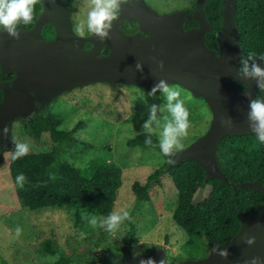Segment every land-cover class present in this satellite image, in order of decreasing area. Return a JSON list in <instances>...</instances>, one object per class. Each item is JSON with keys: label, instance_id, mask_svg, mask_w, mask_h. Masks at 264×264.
Listing matches in <instances>:
<instances>
[{"label": "water", "instance_id": "1", "mask_svg": "<svg viewBox=\"0 0 264 264\" xmlns=\"http://www.w3.org/2000/svg\"><path fill=\"white\" fill-rule=\"evenodd\" d=\"M204 1L197 0L198 10L193 17L198 25L188 28L184 27V10L158 15L138 2H133L131 7L122 5L110 38L100 42L95 36H89L91 45L85 47V38L77 37L73 30L71 10L65 2L44 0L43 13L32 27H21L19 39L0 31L1 71L15 74L10 82L0 81L3 92L0 130L13 117L31 112L32 93L44 100L61 91L98 82L138 85L150 92L164 79L202 97L212 114L209 129L179 152L177 162L193 159L209 176L226 179L217 164L220 140L227 134L253 133L247 121L249 98L244 94L245 88H239L236 83L244 87L247 84L253 97L257 87L254 80H244L236 71L243 57L234 21L236 0H221V26L216 32L218 51L209 49L204 41L210 30L203 10ZM128 18L137 22L141 33L125 35L121 32L120 20ZM46 23L54 27L52 38L43 36ZM107 46L108 52L103 54ZM158 60L164 61L163 70L158 68ZM137 61L142 64V72L135 69ZM222 117L231 118L232 126H221ZM241 186L264 194V186L257 181H245ZM245 233L255 236L253 245L241 240ZM215 246L227 248L228 258L212 253ZM253 256L264 258V202L256 214L241 215L240 229L230 240L219 245L211 242L209 252L201 258L170 262L162 250H157L153 256L139 253L124 258L121 264H140L147 258H152L155 264H243Z\"/></svg>", "mask_w": 264, "mask_h": 264}, {"label": "rangeland", "instance_id": "2", "mask_svg": "<svg viewBox=\"0 0 264 264\" xmlns=\"http://www.w3.org/2000/svg\"><path fill=\"white\" fill-rule=\"evenodd\" d=\"M63 1L71 10L74 30L81 20H86L89 0ZM43 2L44 0L41 4ZM133 2L140 3L158 15L170 14L176 10H184L186 15L189 13L187 8L191 6V0ZM197 10L196 0L189 15L194 16ZM129 20L133 19L120 20L121 32L125 35L141 33L138 24L133 32L126 31ZM90 45L88 37H85V47ZM170 85L182 89L181 98L190 113L188 134L182 140L187 147L209 129L211 110L202 97L194 96L180 85ZM81 87L61 91L44 100L37 99L32 93L31 112L13 117L3 128L7 131L0 133V258L6 264H52L55 257L41 249L42 241L50 238L56 250L69 254L74 264H121L124 258H120L119 254L130 223H133L136 242L131 245L133 254L126 258L139 253L153 256L155 251L162 250L170 262L179 254L180 257L175 262L183 260L181 246L186 240V234L172 219L177 190L169 175L161 177V183L152 188L147 201L137 199L131 190L133 181L143 183L147 175L164 162L162 153L157 149L126 145L129 138L143 132L141 126L148 117L149 107L152 104L163 106L164 97L159 91L154 96H149V92L143 87L132 84L109 85L98 82ZM47 111L61 119L63 128L72 127L78 119L84 121V127L76 132L78 141L59 146L60 158L79 167H85L91 158H100L120 167L121 184L114 211L126 210L131 219L125 220L117 229L109 231L105 227L92 226L89 222L91 217L99 220L104 218L97 213L74 225L73 208L43 207L30 210L19 206L8 172L9 159L14 152L13 141L28 143L30 151L50 148L52 143L47 135L38 141L29 137L30 117ZM157 115L163 123L168 113L165 110ZM159 131L157 128L154 135L158 137ZM83 141L94 147L84 146ZM178 159L179 153L175 157L176 162ZM207 192L208 188L200 193L198 191L197 199L204 198ZM79 212L86 214L82 207ZM17 227L22 230L19 236L16 235Z\"/></svg>", "mask_w": 264, "mask_h": 264}, {"label": "trees", "instance_id": "3", "mask_svg": "<svg viewBox=\"0 0 264 264\" xmlns=\"http://www.w3.org/2000/svg\"><path fill=\"white\" fill-rule=\"evenodd\" d=\"M195 5L196 0H191V6L187 9L191 11ZM220 8L221 0L204 1L203 10L210 25L204 41L213 51H218L216 32L221 26ZM41 9L42 4L36 6L38 14ZM129 21L126 31L131 33L137 29V23ZM234 21L239 30L243 57L247 58L250 51L257 55L264 54V0H236ZM33 25L34 23L21 27L30 28ZM196 25L198 22L193 16H186L185 28ZM54 35L53 25L47 23L43 36L51 38ZM103 52L106 54L108 47ZM14 76V72L3 73L0 67V81L10 82ZM236 84L239 88H244L243 84ZM80 88L82 87L77 89ZM2 95L0 87V101ZM61 124V119L51 111L36 113L30 117L29 137L38 141L47 135L52 144L50 148L29 151L23 157L12 159L11 156L9 159L8 172L19 206L30 210L43 207L73 208L74 225L85 221L94 213L105 218L115 212L121 169L100 158H91L85 167L60 158L59 146L77 142L76 132L84 127V121L78 119L70 128H63ZM145 139L146 134L141 132L129 138L126 145L160 151L156 135L151 136L152 145H146ZM82 144L94 147L84 141ZM163 157V164L149 173L143 183L133 181L131 190L137 199L147 201L152 188L161 183V177L169 175L177 190L172 219L186 234V240L181 246L182 259L201 258L209 252L211 242L219 245L230 240L240 229L241 215L256 214L264 202L261 191L241 186L245 181H257L264 186V143L254 133L227 134L220 140L217 164L226 179L209 176L203 166L193 159L169 164L166 162L168 158ZM20 173L26 178L22 187L16 182ZM206 188V196L197 199V192ZM81 207L86 210L85 215L79 212ZM134 230L133 223H130L119 254L122 259L133 254L130 249L136 242ZM41 249L55 257L52 264H74L69 254L56 250L50 238L42 241ZM179 257L180 254L172 262ZM0 264H6L5 260L0 258Z\"/></svg>", "mask_w": 264, "mask_h": 264}, {"label": "clouds", "instance_id": "4", "mask_svg": "<svg viewBox=\"0 0 264 264\" xmlns=\"http://www.w3.org/2000/svg\"><path fill=\"white\" fill-rule=\"evenodd\" d=\"M54 3L55 0H52ZM42 0H0V31L6 32L8 36L19 39L21 25H32L38 19L36 6L41 4ZM133 0H89V10L86 20H81L75 27L74 31L77 37L85 38L95 36L100 42L110 38V33L113 28V22L116 21L121 12V6L127 5L131 7ZM158 68L164 69V61H156ZM264 54L257 55L256 52L250 51L247 58L242 57L240 65L237 68V74L244 80H254L259 91L264 92ZM137 71H143L142 64L137 61L135 65ZM245 84V96L249 98V110L247 112L248 126L251 132L255 133L257 139L264 143V97L252 96L247 90ZM157 91L165 99L163 106L152 104L149 107L148 117L143 122L141 129L146 134L145 144L152 145L151 136L156 134V129L159 128L158 146L161 153L167 157V163L174 164L175 157L182 151L185 145L182 143L184 137L188 134L190 127L189 110L185 105L184 99L181 98L182 89L178 86L170 85L166 80L160 79L148 93L149 96H154ZM167 111L168 116L161 123V118L157 115L158 112ZM221 126H232L231 118H221ZM7 130L2 129L0 133H5ZM14 152L12 159H18L27 155L31 146L26 142L13 141ZM26 178L23 173L16 177V182L21 187ZM130 213L126 210L120 212H112L103 220L97 217L90 218V224L94 227H105L109 231H113L119 227L125 220H130ZM21 229L16 228V235L21 234ZM241 240L247 245L255 243V236H249L245 233ZM212 253L217 254L221 258L227 259L230 255L227 248L215 246L212 248ZM140 264H155L152 258L141 260ZM243 264H264V258L253 256L250 259H245Z\"/></svg>", "mask_w": 264, "mask_h": 264}, {"label": "flooded vegetation", "instance_id": "5", "mask_svg": "<svg viewBox=\"0 0 264 264\" xmlns=\"http://www.w3.org/2000/svg\"><path fill=\"white\" fill-rule=\"evenodd\" d=\"M189 11V10H188ZM189 13H191L190 11H189ZM189 13H187L188 14V16H190L189 15ZM187 14H186V16H187ZM192 16V15H191ZM54 37V36H53ZM52 38V37H51ZM108 47V46H107ZM106 48V47H105ZM109 48V47H108ZM104 51V50H103ZM103 54H104V52H103ZM245 88V87H244ZM244 88H242V89H244ZM258 94H260V96L262 97V95H263V92H261V91H259L258 89H257V91H256V95L255 96H258Z\"/></svg>", "mask_w": 264, "mask_h": 264}]
</instances>
